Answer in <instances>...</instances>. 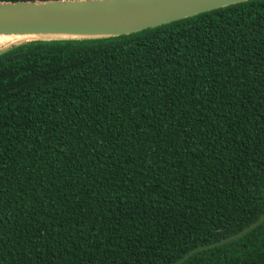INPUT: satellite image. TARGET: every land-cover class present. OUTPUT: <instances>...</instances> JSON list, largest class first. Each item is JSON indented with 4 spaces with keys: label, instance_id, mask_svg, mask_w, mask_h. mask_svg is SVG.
<instances>
[{
    "label": "trees",
    "instance_id": "16d2710c",
    "mask_svg": "<svg viewBox=\"0 0 264 264\" xmlns=\"http://www.w3.org/2000/svg\"><path fill=\"white\" fill-rule=\"evenodd\" d=\"M263 214L264 0L0 53V264H175ZM180 264H264V220Z\"/></svg>",
    "mask_w": 264,
    "mask_h": 264
},
{
    "label": "water",
    "instance_id": "95a60500",
    "mask_svg": "<svg viewBox=\"0 0 264 264\" xmlns=\"http://www.w3.org/2000/svg\"><path fill=\"white\" fill-rule=\"evenodd\" d=\"M248 1L252 0L0 2V35L27 37V42L116 38ZM263 220L264 214L234 235L209 245L195 247L175 264H180L196 252L239 238Z\"/></svg>",
    "mask_w": 264,
    "mask_h": 264
},
{
    "label": "bare ground",
    "instance_id": "6f19581e",
    "mask_svg": "<svg viewBox=\"0 0 264 264\" xmlns=\"http://www.w3.org/2000/svg\"><path fill=\"white\" fill-rule=\"evenodd\" d=\"M27 37H17V36H6L0 35V52L6 51L12 47L18 46L21 43L28 41Z\"/></svg>",
    "mask_w": 264,
    "mask_h": 264
},
{
    "label": "rangeland",
    "instance_id": "374dc122",
    "mask_svg": "<svg viewBox=\"0 0 264 264\" xmlns=\"http://www.w3.org/2000/svg\"><path fill=\"white\" fill-rule=\"evenodd\" d=\"M27 42V41H26ZM26 42H24V43H26ZM24 43H21V44H24ZM20 45V44H19ZM17 46V45H16ZM3 52V51H2ZM1 53V52H0Z\"/></svg>",
    "mask_w": 264,
    "mask_h": 264
}]
</instances>
